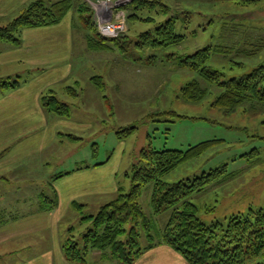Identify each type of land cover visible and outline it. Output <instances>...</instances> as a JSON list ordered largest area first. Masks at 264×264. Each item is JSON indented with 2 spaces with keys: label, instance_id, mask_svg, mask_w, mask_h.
I'll return each mask as SVG.
<instances>
[{
  "label": "rangeland",
  "instance_id": "1",
  "mask_svg": "<svg viewBox=\"0 0 264 264\" xmlns=\"http://www.w3.org/2000/svg\"><path fill=\"white\" fill-rule=\"evenodd\" d=\"M35 1L4 0L0 28ZM143 1L131 0L124 8L126 31L119 44L107 41L106 49L93 50L87 40L96 57L93 67L86 65L67 77L65 71L0 63V83L18 78L21 85L28 83L20 91L21 85L15 89L0 86V100L6 99L0 101V227L18 223L15 219L24 225L53 224L55 227L34 234L56 233L66 238L73 229L71 233L80 239L91 225L83 217L96 215L115 199L120 188L131 189L128 175L141 150H187L208 140L220 142L164 176L163 181L173 184L227 165V175L191 198L199 208L198 216L207 224L226 226L233 215L264 208V105L246 101L231 111L218 108L222 88L168 60L170 55H192L211 47L207 67L221 71L223 81L264 65V0ZM153 1L167 5L168 15L177 18L175 31L186 36L179 45L158 49L137 45L141 34L153 32L169 18L159 13L158 5L150 6ZM72 2L69 20L73 25L81 26L84 34L99 35L96 9L102 8L104 0ZM81 5L89 9L95 32L82 23ZM20 46L0 40V53ZM152 56L157 62L147 61ZM192 81L200 82L203 97L187 101L183 89ZM51 91L70 107V117L39 111L41 98ZM13 92L18 97L10 98ZM131 126L137 127L135 133L119 139L117 131ZM4 160L5 169L1 167ZM76 164L90 166L83 174L90 178L84 182L94 181L95 188H82L81 183L73 182L76 177L58 178L57 184L58 174L73 170ZM54 185L61 191L59 211H42L40 197L44 192L54 198ZM152 192L153 185L147 186L140 200L148 216H152ZM70 199L84 205L83 210L75 209ZM170 216L169 211L153 216L155 242ZM146 239L143 245L148 244ZM259 262H264V255L247 264Z\"/></svg>",
  "mask_w": 264,
  "mask_h": 264
},
{
  "label": "trees",
  "instance_id": "2",
  "mask_svg": "<svg viewBox=\"0 0 264 264\" xmlns=\"http://www.w3.org/2000/svg\"><path fill=\"white\" fill-rule=\"evenodd\" d=\"M157 5L161 8L159 13L169 14V7L161 1H153L150 4L153 8ZM72 8V0L35 1L8 26L0 28V40L18 46L21 44L18 35L23 29L57 25ZM79 12L83 16H80L82 23L90 32H95L92 16L87 14L89 9L81 5ZM176 20L177 18L170 15L153 32L141 34L142 43L139 42L137 45L145 44L155 49L179 45L186 36L176 33ZM119 40L120 38L106 40L98 34L88 37L89 47L93 50L106 49L107 41L119 44ZM121 49L124 50L122 47ZM210 52L211 47H207L192 55H170L168 60L177 61L181 68L196 71L207 84L222 88L223 93L216 101L218 108L231 111L246 101H255L264 105V65L249 74L223 81L221 71L207 67ZM156 60L158 59L155 56L147 59L150 63H155ZM20 80V78L15 79L13 83L4 80L1 81L0 86L2 89H15L21 85ZM67 91L70 92V89ZM182 95L187 101L202 98L203 90L200 82L192 81L186 85ZM72 96L77 94L72 93ZM41 102L49 113L64 118L71 115L70 107L60 102L52 91L48 95L45 94ZM136 130V126L123 128L117 131V136L123 139ZM219 142V140L203 141L190 146L187 150L155 148L141 150L128 175L132 182L131 189L125 191L120 188L115 199L103 205L96 215L83 217L82 221L90 222L91 225L80 239L71 233L73 229L69 230L70 233L62 243V251L66 259L76 264H88V256L93 251H99L103 262L134 264L146 251L158 245L170 246L189 264H247L263 256L264 208L233 215L228 224L223 226L220 222L210 224L204 222L198 216V206L191 202L194 195L203 192L208 186L227 175V165L203 173L199 177L173 184L165 183L162 179L182 164L201 157ZM253 154H258V151L254 150ZM69 174H59L56 178ZM149 185H153L150 199L152 216L145 213L140 201ZM40 199L42 211L49 212L58 207L59 199L55 191L54 198L51 199L43 192ZM72 206L81 211L84 208V205L75 201ZM167 211L171 213L169 222L159 234V241L155 242L151 234L154 227L153 216H159ZM143 238H147V245L142 244Z\"/></svg>",
  "mask_w": 264,
  "mask_h": 264
},
{
  "label": "crops",
  "instance_id": "3",
  "mask_svg": "<svg viewBox=\"0 0 264 264\" xmlns=\"http://www.w3.org/2000/svg\"><path fill=\"white\" fill-rule=\"evenodd\" d=\"M4 0H0V14H3L2 3ZM23 4L35 0H22ZM46 1H59V0H46ZM69 15L63 19V21L57 25L28 28L23 29L21 32L22 42L18 49L8 48L4 52L0 53V63L2 64H19L23 63L27 66H33L38 70H59L65 71V76H69L71 72L89 65L93 67L95 56L87 45L89 34L85 33L78 25H73V22L69 20ZM88 57V58H85ZM92 64V65H91ZM79 84V83H77ZM21 85L22 90L26 87ZM15 92L10 98H15ZM4 99V98H3ZM0 101H5L4 100ZM37 99V97H36ZM12 101V100H11ZM7 107V106H6ZM13 108V107H12ZM6 109V108H5ZM41 113L46 111L42 106H38ZM47 112V111H46ZM48 113V112H47ZM34 125V124H32ZM48 125V123H47ZM18 136V133L15 134ZM41 146L40 150H43ZM18 157V156H17ZM11 156L6 159H10ZM5 159V160H6ZM4 160V161H5ZM3 161L1 167L6 166L7 162ZM89 169L90 166H79L73 170L67 169L64 173L67 174L63 178L67 179L76 177L73 182L80 184L82 188H95L94 181L84 182L90 178V176H83L84 170ZM5 169V168H4ZM10 171H8L9 173ZM58 174V175H59ZM45 179V178H44ZM45 181V180H44ZM60 181L57 179V184ZM84 182V184H82ZM77 187V186H76ZM55 192L59 199V205H61V191L59 185L55 187ZM83 190V189H82ZM71 191H74L73 189ZM96 191L95 189L92 190ZM75 192L78 190L75 189ZM88 193V192H87ZM74 198V197H73ZM70 204L75 200L70 199ZM74 200V201H73ZM76 202V201H75ZM57 207L59 211V208ZM15 219L14 223L8 225L6 223L0 227V264H76L66 259L62 251V243L64 237L55 234L37 235L34 232L37 230H47V227H55L53 224H20V220ZM58 229V228H57ZM42 232V231H39ZM32 233V234H31ZM47 241H46V240ZM88 264H118L117 262H103L101 260V253L99 251H93L88 256ZM134 264H189L177 251L167 245H158L148 251H146Z\"/></svg>",
  "mask_w": 264,
  "mask_h": 264
},
{
  "label": "built area",
  "instance_id": "4",
  "mask_svg": "<svg viewBox=\"0 0 264 264\" xmlns=\"http://www.w3.org/2000/svg\"><path fill=\"white\" fill-rule=\"evenodd\" d=\"M131 0H104L101 9H96L99 35L108 40L119 39L126 31L123 10Z\"/></svg>",
  "mask_w": 264,
  "mask_h": 264
}]
</instances>
